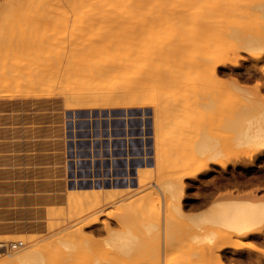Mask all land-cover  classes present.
Returning a JSON list of instances; mask_svg holds the SVG:
<instances>
[{"label": "rangeland", "instance_id": "1", "mask_svg": "<svg viewBox=\"0 0 264 264\" xmlns=\"http://www.w3.org/2000/svg\"><path fill=\"white\" fill-rule=\"evenodd\" d=\"M56 1L0 0V240L7 244L10 241L22 240L21 247L27 244L26 241L29 245L48 247L51 240L53 242L49 245H53L56 239L58 241L60 235L63 237L67 235L66 232L70 233L73 229L83 227L86 239L84 246L89 249L86 250L85 262L92 264L91 259L104 249L107 261L104 259L102 262L120 264L115 254L107 252L108 230L117 228L113 216L130 209L143 193L153 190L158 175L165 174L168 177L185 175L182 199L185 215L204 208L206 204L200 202L209 195L216 196L232 191L255 192L258 196H264V150L259 154L257 148H233L226 145L222 147V153L216 160L196 155L190 143L196 132L192 131L194 125L197 129L202 128L203 124H206L207 116L205 113L202 117L191 112L193 106L190 102H185V106L190 109L187 116L191 118L193 125L190 124L192 125L190 128L184 126L183 132L181 130L178 135V138H181L180 145H175L172 141L166 144L163 161L158 166L155 165L156 150L153 147L156 134L152 128V108L133 111L65 109L64 98L59 91L69 79L61 74H54L53 70L55 72L67 62L71 45L67 43V46H64L59 40L62 34L65 36L66 31H63L61 19H58L61 9L58 11L57 8H61L62 2L58 1L61 6L57 7ZM50 5L55 7L53 11L56 9L59 12L56 11L55 17L51 14L52 11L49 12L53 8ZM55 18L59 21L57 22ZM174 19L156 18L151 21L153 26H156L155 30L146 31L144 37L149 58L145 76H151L144 78L143 88L138 87L132 93L143 95L146 99L154 97L159 102V99L162 101L166 96L172 99L179 98L177 94L180 95L184 88H188L184 86L185 83L182 86L175 82L182 76L178 70L180 66L176 63L185 62L197 51V53L201 51L180 40L185 29L180 26L179 21L176 24L177 19ZM158 22H162L161 26H157ZM56 23L61 24L63 29ZM172 23L175 28L171 27ZM158 29L161 31L159 34ZM66 37L67 35L65 40L62 37L65 42ZM237 54L236 68L231 64L235 62H228L230 64L221 69L224 75L220 80L228 81L234 78L235 75L231 76L230 73L234 67L237 75L234 79L238 80L241 87L264 96V76L251 64L253 62L245 51L239 50ZM262 55L259 64H264V53ZM73 57L81 55L77 51ZM53 60H57L56 66ZM51 62L54 67L50 64L46 66ZM139 64L141 63H133L134 66ZM183 71H187L185 77L188 76L187 73L191 72V75L193 73L185 69ZM248 72L253 76L250 77ZM129 74H132V71ZM191 75L188 76L189 80L199 79ZM108 76L120 79L122 73H110ZM100 79L108 80L106 77H98L89 82L95 83ZM50 86L51 92L49 90L48 93L45 88L50 89ZM181 103L179 106L184 105ZM184 118L181 115L168 118L163 125V132ZM128 132L136 133L134 139L123 138ZM178 138L175 136L173 140L177 141ZM148 162H152V167L145 168ZM185 162L187 165L183 168L181 164ZM139 165H143L144 169H140ZM136 169L149 172L147 179L152 182L141 187L136 186ZM189 173L195 174L190 176ZM80 181L101 187V190L95 192L103 194L101 204L105 206H98L88 214L73 219L71 211L67 209L64 195L66 192L73 193L67 190L68 184L75 186L76 183H81ZM103 187L109 188L105 191ZM151 202L154 204L151 205ZM156 202L153 200L149 202L150 204L145 203V207L159 210L161 214L162 204ZM93 217L96 222L88 225L93 222V220L91 222ZM84 224L88 226L85 227ZM107 227L110 228L107 230ZM261 233L247 239L232 237L227 239L229 242L220 243L224 245L220 246L219 254L222 258L219 262L214 255L217 253H207L208 255L196 253L194 257L192 256V264L200 263L196 261L198 254L201 257L206 256L207 260H204V263L207 264H264V231ZM56 243L61 247L59 241ZM56 246L54 248L49 246L51 254L54 253L53 249H56ZM176 246L171 252L170 258L173 261L185 257L182 249ZM170 251L165 254L167 259ZM59 253L62 255V251ZM106 253L112 254L115 258H109ZM173 253H177L178 257ZM133 258L128 259L129 263H134ZM144 259L143 263H147L148 259Z\"/></svg>", "mask_w": 264, "mask_h": 264}, {"label": "bare ground", "instance_id": "2", "mask_svg": "<svg viewBox=\"0 0 264 264\" xmlns=\"http://www.w3.org/2000/svg\"><path fill=\"white\" fill-rule=\"evenodd\" d=\"M58 1L62 2V6ZM56 2L59 5L58 3L54 5L61 6L57 8L58 11L61 9V13L56 9L53 11L55 7L51 5L50 7L53 8L49 12L52 11L51 14L54 17L56 11L59 13L58 19H61L60 22L63 23L64 29L61 24H56L66 31L67 42L64 41L65 36H62V33L59 40L64 46H67V43L71 45L67 62H64L63 66L60 62L61 67L55 72L52 69L54 74L58 73L69 79L59 91L63 95L65 109H131L133 111L146 107L152 108V128L156 134L153 147L156 150L155 165L157 166L163 161L166 144L172 141L173 144L180 145L181 138H178V135L181 130L183 132L184 126L190 128L193 125L191 118L188 117L190 109L188 110L185 106V102L192 104L191 112L200 114L202 117L205 113L207 116L206 124L203 122L204 128L197 129L194 125L192 132H196L194 135L191 132L194 138L191 135L193 140L191 139L190 143L196 155L216 160L222 153V147L226 145L233 148L253 147V149H259V154L263 152L264 96L258 92L251 93L241 87L238 80L234 79L235 76L237 77L234 69L238 64L237 53L243 50L249 55L253 62L251 64L264 76V64L258 62L264 53V0H57ZM156 18L177 19L176 24L179 21L180 26L185 29L183 31L181 28L183 34L180 40L201 51V53L197 51L186 61L183 60L186 63L182 61L176 63L180 66L178 70L181 71L182 76L175 82L182 86L185 83L184 86L188 88H184L180 95L177 94L179 98L163 97L164 102L161 99L158 102L154 97L146 99L143 95L132 93L138 87L143 88L144 78L151 76L146 77L149 58L144 37L146 31L149 32L156 27L151 22ZM161 23L158 22L157 26H161ZM174 26L172 23L171 27L175 28ZM160 30L157 34L161 32ZM59 31L62 30L59 29ZM1 34L3 36V33ZM77 51L81 57H73ZM53 61L56 66L57 60ZM228 62H235L231 63L235 68L232 67V72H230L231 76H235L231 80L222 81L220 79L224 74L221 69L230 64ZM51 63L45 65L54 67ZM133 63L141 64L134 66ZM184 69L194 73V75L193 73L191 75V72L187 73L188 76H197L196 78L199 77V79L189 80L188 76L185 77L187 71L184 72ZM130 71L132 74H129ZM110 73H122V78L109 77ZM251 76L253 75L250 74ZM98 77H106L108 80L100 79L95 83L89 82ZM45 89L46 92L49 90L51 92V86L50 89ZM180 103L181 106H179ZM173 115H181L185 118L175 122L174 127L163 132V125ZM135 134L128 132L123 138L129 140L136 136ZM175 136L178 138L177 141L173 140ZM182 164L181 166L185 168L187 162ZM151 165L152 162H148L145 168L152 167ZM139 167L144 169L143 165ZM148 173L136 169L135 185L141 187L145 183H151L152 180L147 179ZM194 174L189 173L190 176ZM183 176L185 175L176 177L158 175L153 190L143 193L130 209L113 216L117 228L113 230L107 227V230L110 228L107 252L115 254L120 264H192V256L194 257L196 253L201 255L217 253L214 255L219 262L222 258L219 254L220 246L224 245L220 243H226L227 239L232 237L247 239L262 234L261 232L264 231V196H258L255 192L234 193L232 191L216 194V196L209 195L203 202H200L206 204L204 208L196 213L185 215L182 204L185 188ZM76 184L75 186L68 184L67 190L73 193L66 192L64 195L67 209L71 211L73 219L88 214L89 211L103 203V194L95 192L101 190V187L85 182ZM103 188L106 191L109 187ZM153 200L162 204L161 214L158 209L156 211L151 207H145V203ZM103 206L105 205L101 207ZM91 222L88 225L96 222L94 217ZM83 231V227H78L70 233L66 232L67 235L63 237L60 235L58 241L61 247L57 245V239L55 240L59 248L55 243L49 245L53 242L51 240L49 244L47 243L48 247L29 245L26 241L25 246L10 249L8 244L1 239L0 264H85L88 247L84 246L86 239ZM176 245L182 249L185 257L181 260L176 258V261H173L171 252ZM49 246L50 248L56 246V249H53L54 253L51 254ZM169 250H171L168 252L170 256L167 259L165 254ZM101 251L91 259L92 264H105L102 261L106 260L107 256L104 249ZM175 254L174 256L178 257V254ZM200 254L197 258L200 257L203 262L195 257L196 261L207 264L206 261L204 263V260H207L206 256L202 258ZM107 255L109 258L113 257L112 254ZM132 257H134V263H129L128 259ZM144 257L148 259L147 263H143ZM88 264L91 263L88 262Z\"/></svg>", "mask_w": 264, "mask_h": 264}, {"label": "built area", "instance_id": "3", "mask_svg": "<svg viewBox=\"0 0 264 264\" xmlns=\"http://www.w3.org/2000/svg\"><path fill=\"white\" fill-rule=\"evenodd\" d=\"M23 245V242L21 240L18 241H13V242H8V246L10 249H16L19 248Z\"/></svg>", "mask_w": 264, "mask_h": 264}]
</instances>
